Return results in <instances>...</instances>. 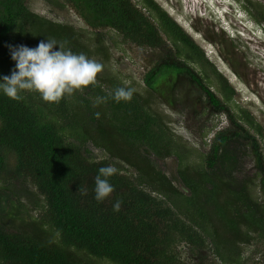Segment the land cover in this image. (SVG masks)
I'll list each match as a JSON object with an SVG mask.
<instances>
[{
    "label": "trees",
    "instance_id": "1",
    "mask_svg": "<svg viewBox=\"0 0 264 264\" xmlns=\"http://www.w3.org/2000/svg\"><path fill=\"white\" fill-rule=\"evenodd\" d=\"M31 1L0 0V82L16 68L11 48L51 38L74 54L108 59L104 32L114 31L158 54L143 77L148 91L195 117L225 115L229 126L193 164L150 100L136 90L130 102L109 96L134 89L113 74L59 103L29 91L16 101L0 90V264H248L243 247L251 244L264 260V131L229 104L234 88L200 46L155 0H43L75 12L84 28L34 13ZM198 66L213 69L223 98ZM187 84L205 97L206 112L188 98ZM97 97L107 100L97 105ZM169 158L178 163L171 177L159 165ZM109 165L114 192L98 202L95 177Z\"/></svg>",
    "mask_w": 264,
    "mask_h": 264
},
{
    "label": "rangeland",
    "instance_id": "2",
    "mask_svg": "<svg viewBox=\"0 0 264 264\" xmlns=\"http://www.w3.org/2000/svg\"><path fill=\"white\" fill-rule=\"evenodd\" d=\"M200 46L205 58L215 67L234 88L235 96L229 104L237 110L242 107L251 114L264 131V0H155ZM59 4L61 0H57ZM31 10L52 20L68 23L76 28H84L83 21L68 8L48 5L43 0L30 2ZM258 19H257V18ZM109 42V57L94 59L103 66L100 75L113 74L126 85L150 100L156 111L172 128L173 139L188 156V161L195 164L209 150L211 138L216 132L229 126L225 115L215 119L208 116L195 117L190 109L179 104L170 108L159 95L146 89L143 77L157 59L154 51L124 43L114 31H105ZM206 75L208 85L221 98V84L209 66L201 69ZM185 91L193 99L195 108L200 113L207 111L206 99L194 86L187 84ZM186 106V105H185ZM205 111V112H206ZM208 136L205 138L206 133ZM205 142V144H204ZM263 151L264 141L261 140ZM95 154L101 156L100 151ZM176 158H169L159 163L169 177L176 174ZM252 163L247 162L249 172ZM258 195L256 191L255 196ZM264 249L263 243L258 244ZM245 256L250 257L248 264H264L261 255L253 256L256 244L243 247ZM186 256L187 253H183ZM96 261V260H95ZM97 264H112L106 260ZM196 264H198L196 262Z\"/></svg>",
    "mask_w": 264,
    "mask_h": 264
},
{
    "label": "clouds",
    "instance_id": "3",
    "mask_svg": "<svg viewBox=\"0 0 264 264\" xmlns=\"http://www.w3.org/2000/svg\"><path fill=\"white\" fill-rule=\"evenodd\" d=\"M59 45V50H55ZM11 47V46H10ZM12 59L16 68L11 76H4L0 82V90L12 100L19 101L23 91L37 92L48 103H59L66 95L71 96L76 91H83L89 86L97 84V77L103 71V66L85 54H74L65 50L63 44L55 39L47 38L36 48L20 45L11 48ZM134 89L120 87L109 96L116 102H130ZM106 97H97L96 103L106 102ZM97 118L100 113H96ZM116 173V169L109 165L101 167L95 177V199L103 202L114 192L109 177ZM81 192V190H79ZM86 195V190L81 192ZM121 201L113 205V210L121 209Z\"/></svg>",
    "mask_w": 264,
    "mask_h": 264
},
{
    "label": "built area",
    "instance_id": "4",
    "mask_svg": "<svg viewBox=\"0 0 264 264\" xmlns=\"http://www.w3.org/2000/svg\"><path fill=\"white\" fill-rule=\"evenodd\" d=\"M182 249H183V251H184V252H186V251H187V249H186V247H185V246H183V247H182Z\"/></svg>",
    "mask_w": 264,
    "mask_h": 264
}]
</instances>
